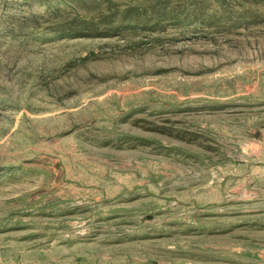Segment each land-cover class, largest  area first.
I'll list each match as a JSON object with an SVG mask.
<instances>
[{
  "label": "rangeland",
  "instance_id": "1",
  "mask_svg": "<svg viewBox=\"0 0 264 264\" xmlns=\"http://www.w3.org/2000/svg\"><path fill=\"white\" fill-rule=\"evenodd\" d=\"M0 264H264V0H0Z\"/></svg>",
  "mask_w": 264,
  "mask_h": 264
}]
</instances>
